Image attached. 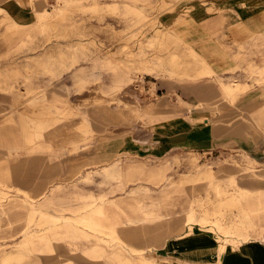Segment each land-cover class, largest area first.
Wrapping results in <instances>:
<instances>
[{
	"label": "rangeland",
	"instance_id": "1",
	"mask_svg": "<svg viewBox=\"0 0 264 264\" xmlns=\"http://www.w3.org/2000/svg\"><path fill=\"white\" fill-rule=\"evenodd\" d=\"M0 8L10 16L6 19V13L0 12V109L3 105L9 106L5 113H0V129L28 121L34 122L38 129L49 122L57 126L72 119L77 107L97 105L93 101L96 97L103 99L101 102L109 109L132 115L135 125L156 131L161 126L158 119L142 122L132 113L125 101L126 87L137 81L140 97L154 103L149 113L155 119L154 114L166 108L182 107L180 103L173 106L170 96L158 97L154 90L151 97H143L144 81L129 74L162 75L187 85L193 82L180 78L174 68L183 60L198 58L204 59L211 68L219 65L218 69L223 70L217 78L220 83L247 85V91L235 98L226 93L229 111L236 109L237 114L246 99L251 109L260 107L256 114L259 127L249 132L251 147L243 148L237 138L232 143H213L198 115L197 129L191 135L168 131L166 146H150L147 154L119 156L102 166L78 169L55 178L36 192L11 184L6 172L10 168L7 161L18 151H8L0 145V159H4L0 160V215L4 214L0 216V260L5 254L17 252L14 248L25 236L26 222L14 215L5 216L19 205L24 207V212L33 205L58 215L75 216L93 211L96 219H103L98 213L99 207L101 211L111 207L112 216L118 217L114 226L119 228L115 234L102 235L96 230L94 233L81 224L82 231L90 236L79 234L80 230L59 237L54 234L51 236L54 240L43 241L44 245L48 243L42 247L44 253L24 251L26 264H46L53 258L75 264L74 257L90 261L89 264H121L124 260L138 264L152 258L163 264L166 260L158 256L154 247L130 246L123 235L124 229L143 223L155 229L158 236L159 229L172 230L179 222L183 223V230L192 224L211 232L206 225L198 226L189 219L192 215L199 217L203 209H221L219 225L254 238L252 234L263 223L264 214L261 202L252 204L264 196V0H0ZM42 13L47 15L44 19H41ZM225 15L236 22L223 28ZM248 25L260 28L261 33L246 37L240 27ZM190 32L205 34L198 37L200 41L190 44L185 41V36L189 39L192 35ZM173 54L181 58H173ZM116 58L121 61L118 67L115 62V74L120 68V76L123 70L129 77H113L112 59ZM206 78L196 81L203 83ZM202 107L197 110L209 106ZM202 114L203 118H209L206 112ZM26 136H31L34 144L30 151L41 148L34 133ZM188 141L193 145L187 144ZM82 147L85 148L75 146L71 151ZM106 167L117 170L119 176L115 179L105 176ZM228 167L239 171L231 173L225 169ZM209 168L211 177L198 175L199 169ZM216 186L224 193L219 199L214 191ZM28 198L34 201L29 202ZM234 198L241 206L233 203ZM242 206L256 214L247 218L242 215ZM36 227L30 226V235L39 239L36 231L41 227ZM260 233L263 240L264 229ZM93 235L105 236L108 242L99 243ZM234 239L237 242L231 243L236 247L240 244L238 240H244L238 234L230 236V240ZM126 248H132L131 252ZM58 251L66 255L61 254L57 259ZM85 251L98 252L99 258L86 256L85 259Z\"/></svg>",
	"mask_w": 264,
	"mask_h": 264
},
{
	"label": "crops",
	"instance_id": "2",
	"mask_svg": "<svg viewBox=\"0 0 264 264\" xmlns=\"http://www.w3.org/2000/svg\"><path fill=\"white\" fill-rule=\"evenodd\" d=\"M222 18L225 20L223 28L236 22L230 15L222 16ZM219 21L220 19L217 20V22ZM248 27H245L246 30L244 27H240L241 33H245L246 37H252L251 35H257L262 31L256 26L248 25ZM215 32L212 31V33ZM190 34L192 35L189 39L185 36V41L194 44V42L200 41L198 37L205 33L190 32ZM231 36H234L233 31H231ZM230 40L234 44V40ZM120 61L118 58L112 59V74L114 78L117 76V79L128 76V74H124L123 70H121L122 76H120V68L115 74L113 70L115 62L118 67L117 63ZM218 66L216 64L212 66L215 74L206 78L205 82L196 81L187 85L179 83L177 78H168L162 75L153 77L139 73L129 74L130 77H139L144 81L143 97H151L154 90L158 97L170 96L173 106L180 103V106L184 108L171 107L157 113L156 120L158 119L157 122L161 123V126L157 127L156 131L135 125L132 115H125L124 112L109 109L105 105L79 106L72 119L63 121L57 126L49 122L47 126L38 129L32 121L20 122L14 127L2 126L0 145L8 151H18L13 159L7 161L10 165L6 171L9 181L14 187L36 192L55 178L63 177L78 169H86L95 165L102 166L111 163L119 156L134 153L147 154L150 151L148 148L150 146H166L168 137L166 132L168 131L175 135L178 133L180 135L193 134L197 129L198 115H201V119H206L203 118L205 117L202 114L204 112L209 117L206 119V122L209 123L204 124L202 120V126L206 129V134L208 133V136L210 134L213 143H232V140L237 138L243 148L251 147L249 132L259 127L256 125V114L259 113L260 107L251 109L246 105V99L237 114L235 113L236 109L229 111L224 84L217 79L223 73V70L218 69ZM150 77L152 79H149ZM153 85H155V89ZM53 99L58 100L59 98L54 97ZM203 105L209 107L205 110H197L200 106L203 108ZM190 106L193 109L188 110ZM8 108L9 106L3 105L0 113H5ZM197 112L199 114H195ZM223 116H227L225 120H221ZM20 118L19 116L18 119ZM30 132L36 135V143L41 145L40 149L30 151L34 147L31 136H26ZM8 135L10 136L9 141L7 140ZM187 144H192V141H188ZM75 146H85V148L82 147L80 150L72 152L71 150ZM159 150L164 149L159 148ZM262 156L264 157V154ZM150 173H153L151 175L155 174L154 172ZM260 202L264 211V196L260 200L253 201L252 204L254 206ZM261 218L263 223L258 224V230L252 234L253 239L250 241L240 240L241 243L237 247L230 243L227 245L226 251L221 254L219 253V242L214 233L203 231L200 227H194L193 231L189 232V229L183 230V223L179 222L172 230L159 229L158 236H155V229H151L149 225L143 223L124 229L123 235L132 247H154L158 256L166 260L162 261L163 264H264V241L260 239V231L264 229V214ZM198 233H202V235H197ZM61 254L62 256L66 255L64 252H59L60 256H56L57 259L62 257ZM74 258H76L75 264H89L88 262H90H83L84 259L79 257ZM55 259L49 260L46 264L68 263L55 261Z\"/></svg>",
	"mask_w": 264,
	"mask_h": 264
},
{
	"label": "bare ground",
	"instance_id": "3",
	"mask_svg": "<svg viewBox=\"0 0 264 264\" xmlns=\"http://www.w3.org/2000/svg\"><path fill=\"white\" fill-rule=\"evenodd\" d=\"M0 12L6 13V10L3 8H0ZM6 15L7 17L5 18L8 19L10 17L9 14L6 13ZM46 16H47L46 14L42 13L41 19H44ZM174 57H178V59L181 58L176 54H173V58ZM143 69L147 70V68L145 67H143ZM174 73L177 74L182 79H188V82H194L200 78L211 77L214 71L204 59L198 58L197 60H194V61L183 60L181 63H178V65H176V67L174 68ZM136 85H137V81H135L134 84H131L128 87H126L125 89L126 100L125 101L129 105L131 111L133 110L132 113L133 114L136 113L135 116H138L141 119L140 121L142 122L156 121V119L153 118L154 116L151 117L149 113L154 103L149 100L148 101L143 100L140 97L139 89L136 87ZM224 90L227 93V95H230L231 97L235 98L239 94H242L247 91V85L243 83H238V82L230 83L228 85H224ZM102 100L103 99H100V98L97 99L96 97L93 98L94 103H96L97 105H104L101 102ZM225 169L231 173L239 171L238 169H233L230 167L225 168ZM103 172L105 176H107L110 179H115L119 176V174H117V170L113 171L108 167L104 168ZM197 173L200 176H206V177L212 176L210 168L206 170L199 169ZM214 191H215V195L217 196V199H219L222 195H224V193L223 194L221 193L219 186H216ZM247 195L253 196L254 194L247 193ZM28 199H29V202L34 201L31 198H28ZM232 201L235 205L239 204L241 206V203L235 198ZM219 203H222V202H219ZM109 208L111 207H107L105 211L103 210L101 211L99 207L97 210H99L98 213L99 215H102L103 219L101 218L96 219L92 215L93 211H90V212L85 211V212H81L80 214L73 216V215L53 214L47 211L46 209L38 208L33 205H31L30 207L31 210L29 209L30 211L28 210V212H24L23 210L24 207H21L20 205L16 206L14 209H11L8 213H5V216L14 215V216H17L19 220L20 219L24 220L26 222V226L23 228V233L25 236L22 239L21 243L18 244V247L14 248V251H17V252L5 254L1 258L0 264H14V263L26 264L23 258V254L25 250L29 252L44 253L45 251L42 249V247H46L48 243L45 242V245H44L43 241L46 239L48 241H50V239L54 240V238L51 237L54 234L57 237H59L61 234H72L76 232V230L77 231L80 230L79 234H82V232L85 233L84 231H82L81 229L82 227H80L79 224L88 226V228L92 232H94V230H96L97 232L99 231L102 235L103 234H115V232L117 231L116 229L119 228L118 226H114L116 222L118 221V217L112 216ZM241 209H242V215L246 216L247 218L249 217L251 219L253 215L256 214L255 211L249 212L243 206ZM0 216H4V214H1ZM211 216H213V218H210ZM221 216H222L221 209H217V208L213 210L203 209V214H201L199 217L192 215V217L189 219L196 222L195 224L201 227H204L206 225L208 229L211 230V233H214L217 241L219 242V253L220 254L226 251L228 247L227 245H229L232 241L237 242L236 239L230 240V236L233 234H238L239 236H242L244 240L250 241L248 234L235 233L233 232L232 229L225 228L221 224L219 225L217 221L219 220V217ZM0 220L2 221V218H0ZM209 223H212V224L208 225ZM32 225L37 226L36 228L41 227L40 230L36 231V238H39V239H34L32 237V234L30 235L29 228ZM189 229H191V232L193 231L194 227L192 224L189 226ZM51 231L53 232L50 235H48ZM87 235L90 236V234H87ZM243 235H246V236H243ZM93 236L99 239L98 240L99 243H104V241L108 242V240H105L104 238L105 236L104 237L96 236V235H93ZM244 240H241V241H244ZM241 241L239 240L240 243ZM263 241H264V236H263ZM38 242L42 243L43 246L39 247ZM126 249H128V251L131 252L132 248H126ZM151 255H152L151 257H154L153 255L155 254H151ZM86 256H95V257L97 256L99 258L98 252H94V251H91V252L85 251L84 258H86ZM121 264H132V263L129 260H124V261H121ZM138 264H158V263L155 262L154 259L152 258L150 260H145L143 262L138 261Z\"/></svg>",
	"mask_w": 264,
	"mask_h": 264
}]
</instances>
